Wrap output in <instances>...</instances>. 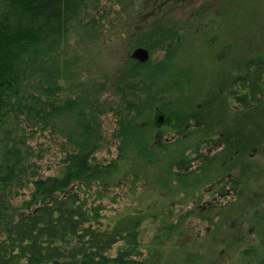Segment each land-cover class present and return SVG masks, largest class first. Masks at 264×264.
<instances>
[{
    "label": "trees",
    "instance_id": "trees-1",
    "mask_svg": "<svg viewBox=\"0 0 264 264\" xmlns=\"http://www.w3.org/2000/svg\"><path fill=\"white\" fill-rule=\"evenodd\" d=\"M100 1L0 0V264H173L165 250L170 251L172 239L179 234L182 217L169 218L163 210L168 207L150 211V206L116 214L112 206L118 204V197L108 193L116 182L130 177V168L140 162L160 169L155 179L147 181L166 187L171 181L179 186L190 184L191 175L180 172L191 164L184 159L188 154L179 152L174 157L175 152L167 155L155 148L158 143L168 147V139L159 141L158 136L170 132L175 123L158 126L150 116L140 118L139 113L149 107L118 93L121 110L111 135L117 142L116 151L109 160L100 161L93 154L102 133L97 127L98 113H94L96 101H85L90 97L88 84L80 83L78 88L73 84L70 95L60 84L77 76V52L72 49L80 43L73 36L83 40L79 32L89 31L88 43L104 46L99 40L103 33L97 29L108 23L114 28L109 31H116L120 25L116 28L115 21L110 22L112 14L128 17L129 11L137 12L131 0H106L98 15L90 18L89 12ZM259 3L262 7L252 12L264 13V0ZM221 10L223 15L227 13L225 6ZM263 16H259L261 21ZM139 23L134 31L148 34V38L140 43L133 39L132 44L139 43L138 48L134 44V52H165L184 36L171 24L148 31ZM122 29L133 34L128 27ZM95 60H102V52ZM131 60L132 72L140 76L132 81L140 87L143 78L152 76L158 84L160 78L153 74L155 66L163 65L161 60L151 62L148 57L144 61L135 55ZM230 84L229 97L238 106L251 109L264 102L262 48L255 58L244 60ZM44 132L49 141L64 143V152L71 151L63 152L57 174L46 177L41 176L34 161L38 155L29 145L36 134ZM140 177L138 174L136 179ZM142 183V190L149 192L147 183ZM134 187L130 191H136ZM24 190L29 191L28 199L20 208H13V197ZM207 222H211L208 215ZM149 234L151 243L147 245ZM252 238L240 255L243 264H264V221L253 228Z\"/></svg>",
    "mask_w": 264,
    "mask_h": 264
},
{
    "label": "rangeland",
    "instance_id": "rangeland-1",
    "mask_svg": "<svg viewBox=\"0 0 264 264\" xmlns=\"http://www.w3.org/2000/svg\"><path fill=\"white\" fill-rule=\"evenodd\" d=\"M259 1L131 0L137 12L129 11L128 17L123 13L110 16L113 18L110 22L115 21L114 26L120 25V28L109 31L114 28L104 23L97 29L103 33L99 40L104 46L88 43L89 31L79 32L83 40L73 36V41L80 43L72 49L77 52V76L74 81L60 84L64 93L70 95L73 84L78 88L86 82L90 97L85 101H96L94 113H98L97 127L103 136L94 157L109 160L116 151L117 142L111 135L121 110L118 93L131 95L149 107L139 113L140 118L150 116L153 121L157 110L162 116L161 124L175 123L170 132L164 131L158 136L159 141L168 139V147L158 143L155 148L167 155L175 152L174 157H179V152L188 154L184 159L191 164L180 172L191 175L190 184L179 186L171 181L166 187L147 181L155 179L160 169L140 162L130 168V177L116 182L108 193L118 197V204L112 206L116 214L129 208L150 206V211L168 207L163 210L169 218L182 217L179 234L172 239L170 251L165 250L171 254L173 264H243L240 255L252 244L253 228L264 221V102L244 109L228 94L230 82L242 69L244 60L255 58L259 48L264 50V21L259 19L264 13L252 12L262 7ZM105 3L106 0H101L99 7L89 12V17L98 15ZM224 6L225 15L221 10ZM139 19L148 31L161 24H171L176 33L184 35L181 43L173 47L171 44L165 52L148 51L151 62H163L155 66L153 74L160 81L156 84L149 76L143 78L140 87L132 81L140 76L131 70V54L148 34L142 33L143 37L134 31L140 24ZM126 27L133 34L127 35L122 29ZM245 37L248 40L242 41ZM133 39L139 41L134 43L136 46L131 43ZM92 52L95 53L89 54ZM100 52L102 60L96 62ZM79 74L82 75L79 77ZM136 88L140 91H131ZM29 145L38 155L34 161L40 167L41 176L57 174V164L67 146L57 140L49 141L45 132L36 134ZM66 151L65 154L71 152ZM190 151L194 152L191 156ZM140 167L142 174L148 176L140 174ZM138 174L143 179H136ZM141 180L147 183L149 192L142 190ZM134 185L136 191L132 192L130 188ZM28 197V190L20 191L11 205L20 208ZM145 243L150 245V234Z\"/></svg>",
    "mask_w": 264,
    "mask_h": 264
},
{
    "label": "water",
    "instance_id": "water-1",
    "mask_svg": "<svg viewBox=\"0 0 264 264\" xmlns=\"http://www.w3.org/2000/svg\"><path fill=\"white\" fill-rule=\"evenodd\" d=\"M138 52L139 54H137ZM138 52L135 53V57L141 58L142 60L145 61L148 57L147 53L145 51H138Z\"/></svg>",
    "mask_w": 264,
    "mask_h": 264
},
{
    "label": "flooded vegetation",
    "instance_id": "flooded-vegetation-1",
    "mask_svg": "<svg viewBox=\"0 0 264 264\" xmlns=\"http://www.w3.org/2000/svg\"><path fill=\"white\" fill-rule=\"evenodd\" d=\"M155 114H156V115H158V112H157V110H156ZM158 121H160V122H161V121H162V117H160V116H159V117H158ZM160 125H161V124H159L158 126H160Z\"/></svg>",
    "mask_w": 264,
    "mask_h": 264
}]
</instances>
